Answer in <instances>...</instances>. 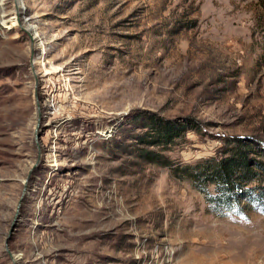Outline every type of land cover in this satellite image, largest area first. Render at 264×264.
<instances>
[{
	"label": "rangeland",
	"instance_id": "374dc122",
	"mask_svg": "<svg viewBox=\"0 0 264 264\" xmlns=\"http://www.w3.org/2000/svg\"><path fill=\"white\" fill-rule=\"evenodd\" d=\"M233 139L264 149V0H0V264H264V203L178 175Z\"/></svg>",
	"mask_w": 264,
	"mask_h": 264
},
{
	"label": "trees",
	"instance_id": "16d2710c",
	"mask_svg": "<svg viewBox=\"0 0 264 264\" xmlns=\"http://www.w3.org/2000/svg\"><path fill=\"white\" fill-rule=\"evenodd\" d=\"M145 132L139 135V140L148 139L152 145L165 146L178 138H183L187 129L185 125L172 124L156 115H150L146 121ZM186 127V128H185ZM260 150V153L257 151ZM142 152H144L142 150ZM143 156L149 162H158L161 165H169L162 161L159 155L152 151H145ZM250 153H258L259 160L250 156ZM142 155V154H141ZM179 173V177L188 178L199 190L208 193V186L212 185L220 201V206L236 209H254L252 202L256 199L264 203V186H250L251 183H264V149L256 140L245 142L233 139L224 144L221 152L215 157L203 159L196 164L186 165ZM262 187V188H259ZM254 198V200L252 199ZM210 199H214L210 197ZM244 208V209H243ZM264 213V208L258 209Z\"/></svg>",
	"mask_w": 264,
	"mask_h": 264
},
{
	"label": "bare ground",
	"instance_id": "6f19581e",
	"mask_svg": "<svg viewBox=\"0 0 264 264\" xmlns=\"http://www.w3.org/2000/svg\"><path fill=\"white\" fill-rule=\"evenodd\" d=\"M26 29H27L26 31L32 32L34 34V40L32 38L31 39H32V46L35 47L36 45H38V44H35L36 40H37V37H38L37 28L35 26L28 25ZM41 64H42V62H41ZM46 73H48L47 70H46Z\"/></svg>",
	"mask_w": 264,
	"mask_h": 264
},
{
	"label": "water",
	"instance_id": "95a60500",
	"mask_svg": "<svg viewBox=\"0 0 264 264\" xmlns=\"http://www.w3.org/2000/svg\"><path fill=\"white\" fill-rule=\"evenodd\" d=\"M31 47L33 48V46H32V39H31ZM31 63H32V58H31ZM35 97H36V95H35ZM36 100H37V97H36ZM24 193H25V189L23 190L22 195H24ZM20 203H21V200L17 204V209L20 207Z\"/></svg>",
	"mask_w": 264,
	"mask_h": 264
}]
</instances>
